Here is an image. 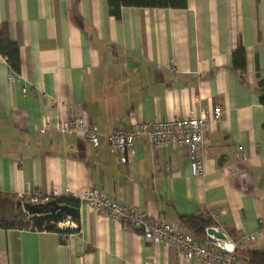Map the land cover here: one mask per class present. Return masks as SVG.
<instances>
[{"label":"crops","instance_id":"0c3cea01","mask_svg":"<svg viewBox=\"0 0 264 264\" xmlns=\"http://www.w3.org/2000/svg\"><path fill=\"white\" fill-rule=\"evenodd\" d=\"M186 3L123 7L115 19L107 0H0V26L20 62L14 74L0 54V197L79 200L93 187L182 230L190 232L181 218L202 215L226 237L254 235L234 264H248L245 250L264 252V106L255 91L264 79V0ZM239 46L242 78L232 68ZM215 107L221 116L197 152L200 176L182 146L154 148L141 137L122 159L106 139L132 123ZM76 116L96 126L97 145L55 129ZM77 210L68 236L0 229V264H205L146 244L83 202Z\"/></svg>","mask_w":264,"mask_h":264},{"label":"built area","instance_id":"2783aa9c","mask_svg":"<svg viewBox=\"0 0 264 264\" xmlns=\"http://www.w3.org/2000/svg\"><path fill=\"white\" fill-rule=\"evenodd\" d=\"M220 116V108L215 107L211 114L201 112L195 115L192 111L180 118L152 123H132L128 127L115 130L106 139L109 146L122 159L134 148L141 137H146L154 148L168 145L182 146L187 152L191 176H200L204 169L197 152L203 142L208 124L212 120H219ZM55 129L61 134H81L92 145H97L99 141L96 126L81 116L59 120ZM45 130L46 127L42 126L39 132L43 133ZM27 197L30 203H43L50 200L34 192H28ZM79 201L121 226L139 231L146 244L170 247L183 258L196 259L205 264H234L235 251L243 249L247 243L255 240L254 235L240 234L234 241L225 236V239L218 241L217 244H206L198 240L191 232L161 220H151L143 211L119 204L93 187L85 190ZM54 228L77 229V225L67 218L55 223ZM219 242H222V245L218 244Z\"/></svg>","mask_w":264,"mask_h":264},{"label":"trees","instance_id":"16d2710c","mask_svg":"<svg viewBox=\"0 0 264 264\" xmlns=\"http://www.w3.org/2000/svg\"><path fill=\"white\" fill-rule=\"evenodd\" d=\"M109 13L115 19H119L120 11L123 7L150 8V9H185L186 0H107ZM0 54L5 57L11 71L14 74L20 72V62L18 54V45L11 41L7 36L5 26H0ZM232 68L243 77L245 70V52L244 48L239 46L232 54ZM259 103L264 106V79H259L255 86ZM58 203L68 205L78 209L80 201L71 197H54ZM29 202L28 197H19L15 203ZM17 207L15 221L0 220V229H25V230H47L58 233L60 236H68L77 231V229L64 228L55 229L54 224H50L41 229L32 228L28 215ZM78 217L75 219L77 223ZM181 223L190 230V232L200 241H204L206 237V229L213 226L209 217L202 215L181 218ZM230 235H234L230 233ZM238 249L235 251V256ZM243 260L248 264H264V252L260 251H243Z\"/></svg>","mask_w":264,"mask_h":264},{"label":"water","instance_id":"95a60500","mask_svg":"<svg viewBox=\"0 0 264 264\" xmlns=\"http://www.w3.org/2000/svg\"><path fill=\"white\" fill-rule=\"evenodd\" d=\"M17 207L28 215L32 228L41 229L50 224L61 222L67 218L75 223L78 216V210L68 205L60 204L55 199H50L43 203H16ZM206 235L212 242L216 240H224L225 235L217 232L214 228H207Z\"/></svg>","mask_w":264,"mask_h":264},{"label":"rangeland","instance_id":"374dc122","mask_svg":"<svg viewBox=\"0 0 264 264\" xmlns=\"http://www.w3.org/2000/svg\"><path fill=\"white\" fill-rule=\"evenodd\" d=\"M16 200L17 198H11L10 200L8 198L0 197V220L15 221L16 213H17V208L15 207ZM237 236L229 235L228 237L230 240L234 241L235 238H237ZM239 250H242V249H239Z\"/></svg>","mask_w":264,"mask_h":264}]
</instances>
